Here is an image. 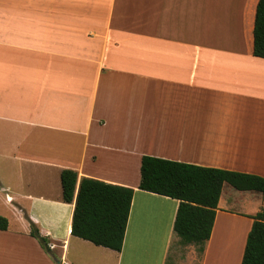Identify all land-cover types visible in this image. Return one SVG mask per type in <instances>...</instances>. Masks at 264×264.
<instances>
[{"label":"crops","instance_id":"1","mask_svg":"<svg viewBox=\"0 0 264 264\" xmlns=\"http://www.w3.org/2000/svg\"><path fill=\"white\" fill-rule=\"evenodd\" d=\"M259 1L0 0V264H242L263 194L225 184L184 244L139 185L145 156L264 178ZM64 170L134 190L121 252L71 235Z\"/></svg>","mask_w":264,"mask_h":264},{"label":"trees","instance_id":"2","mask_svg":"<svg viewBox=\"0 0 264 264\" xmlns=\"http://www.w3.org/2000/svg\"><path fill=\"white\" fill-rule=\"evenodd\" d=\"M253 55L264 59V0L257 6ZM62 199L75 202L71 235L96 246L121 252L134 190L83 178L73 170L61 174ZM264 195V178L145 156L139 189L179 201L174 230L184 244H203L211 237L223 187ZM242 264H264V212L252 217ZM9 227L0 216V230ZM31 235L51 253L49 240L31 223Z\"/></svg>","mask_w":264,"mask_h":264},{"label":"rangeland","instance_id":"3","mask_svg":"<svg viewBox=\"0 0 264 264\" xmlns=\"http://www.w3.org/2000/svg\"><path fill=\"white\" fill-rule=\"evenodd\" d=\"M238 196H241L242 194H244V193H236ZM93 246V245H92ZM78 264H89V261L86 259V260H82L80 263H78ZM92 264V263H91Z\"/></svg>","mask_w":264,"mask_h":264}]
</instances>
